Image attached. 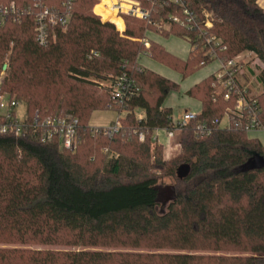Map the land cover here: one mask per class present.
Segmentation results:
<instances>
[{
	"label": "trees",
	"instance_id": "16d2710c",
	"mask_svg": "<svg viewBox=\"0 0 264 264\" xmlns=\"http://www.w3.org/2000/svg\"><path fill=\"white\" fill-rule=\"evenodd\" d=\"M163 1L150 23L126 16L125 38L94 14L99 0H76L69 29L43 47L33 19L0 27L1 93L23 105L28 120L38 113L79 121L72 151L33 135L0 136V264H264V166L250 163L264 159V145L234 123L216 124L235 100L216 95L214 73L188 91L202 111L179 132L180 152L166 160L154 134L177 130L164 101L180 85L138 64L145 53L187 79L213 62L211 37L225 48L214 49L217 60L251 53L264 65V10L258 0ZM109 3L96 13L122 30L104 8ZM147 32L188 40V59L131 40ZM255 72L261 95L238 73L236 81L257 102L264 128V69ZM124 75L135 87L120 104L111 86ZM109 110L121 114L112 138L90 126L94 112ZM204 123L209 136L198 132ZM183 166L189 173L180 179ZM164 177L175 180L166 207Z\"/></svg>",
	"mask_w": 264,
	"mask_h": 264
},
{
	"label": "built area",
	"instance_id": "2783aa9c",
	"mask_svg": "<svg viewBox=\"0 0 264 264\" xmlns=\"http://www.w3.org/2000/svg\"><path fill=\"white\" fill-rule=\"evenodd\" d=\"M109 4H105L106 10L115 12L116 18L123 22V29L120 30L118 25L110 20L105 21L102 15L96 13V8L103 4V0L94 8V14L100 18L102 23H109L116 27L120 37L125 38L126 28L124 27L126 16L139 20L151 22L152 12L160 6L163 7V0H147L150 7H144L137 0H109ZM175 4H181V0H173ZM76 0H0V27L7 24H22L25 19H33L35 21V36L40 46H46L48 41H56L57 32H66L73 18L74 5ZM186 15L190 13L185 11ZM209 17V15L207 16ZM178 22V19H174ZM207 28L211 27L208 18L205 21ZM161 29H169V25L161 24ZM132 41H141L140 44L146 48L149 47V40L145 37L140 39H131ZM208 47V55L211 61H217L220 64L219 70L215 73L216 78V95L222 96L226 102L235 100L233 109H229L225 116L229 119L227 127L233 125L240 126L248 136L254 133H263L264 128L261 127L259 120L260 109L256 106V101L249 99V91L247 86L241 87L236 81L237 73L240 74L241 58L252 55L251 53L241 54L228 62H221L216 59L214 49L224 50L222 42L215 38H206ZM134 83L125 75L118 78L111 86L114 98L121 104L129 100L133 95ZM23 106L18 101L10 98L7 94L1 93L0 80V136L13 134L16 137L33 135L42 143L57 140L66 150H75L78 142V126L79 121L72 115H63L57 117H48L40 119L37 113L32 120H28L25 110L21 112L19 108ZM196 114L185 113L182 119L174 124L176 131H165L169 139H173L176 133H179L183 126L188 122L196 119ZM224 116V117H225ZM245 120L247 122L244 124ZM221 122L216 124L220 125ZM120 128L119 119L111 126L103 128L104 135L112 138ZM212 128L207 123L198 126V132L202 136L212 134ZM140 141H144V134L139 135Z\"/></svg>",
	"mask_w": 264,
	"mask_h": 264
},
{
	"label": "crops",
	"instance_id": "0c3cea01",
	"mask_svg": "<svg viewBox=\"0 0 264 264\" xmlns=\"http://www.w3.org/2000/svg\"><path fill=\"white\" fill-rule=\"evenodd\" d=\"M258 5L260 6V8H262L264 10V0H258ZM124 27L126 28L125 23H124ZM157 35H159V34L152 33V32H147L145 38L147 40H149L148 42L152 41V42H155L158 45L162 46L167 52H169L170 54L176 56L177 58H179L181 60H187L188 59V57L190 55V52H191V49H192L190 43L187 45L184 41H181V38H178V37H175V36H170V37H167V38L165 37L166 40H167L166 41L163 38L159 39L157 37ZM137 42L140 43L141 41H137ZM214 62H216L217 64L210 65L204 71H203V69H202V71L200 70L201 72L198 71V72H200L199 75H197L198 72L195 73L196 74L195 79L194 80L192 79L190 81V83H188V85L184 88V90L182 92H187L188 93V91L192 87H194L195 85L199 84L200 82L204 81L205 79H207L208 77H210L211 75L216 73L219 70V68H220V64L217 61H214ZM214 62H212V63H214ZM138 64L140 66H142L143 68H146V69H148V70H150V71H152V72H154V73H156V74H158V75H160L162 77H165V78H167V79H169V80H171L173 82L178 83L176 78L172 75V71L173 70H171L170 68L166 67L165 65H163L161 63L156 62L148 54L142 53L139 56V58H138ZM173 72H175V71H173ZM195 74H194V76H195ZM241 75L243 76V82H245V80H248V77L245 76V74H241ZM251 75H252V73H251ZM177 92H179V91H177ZM172 93H174V92H171L167 96V98L165 99L164 107L170 108L172 110V112H173V108H172L173 104L169 103V101H168L169 98L171 97ZM187 107L189 109L188 110L189 112H186V113H193V114L198 115L202 111L201 102L196 100V99H194V98H191V101L187 102ZM99 112H102V111H99ZM99 112H94L93 115L96 114V113H99ZM118 119H119L118 116L112 117L110 119L109 124H107V126H102V127L103 128L109 127V126L113 125ZM173 123L176 124V122H173ZM90 126H91V124H90ZM91 127H93V126H91ZM93 128H100V127H93ZM179 136H180V134L176 133L173 139H169L166 136V133H165L164 130L155 131L154 138L160 145L163 146L164 158L166 160H170L171 158H173L174 156H176L180 152V145L177 144V142H176V140H178ZM262 136H264L263 133H254V134H251L249 136V138L258 139L264 145L263 141L261 140Z\"/></svg>",
	"mask_w": 264,
	"mask_h": 264
},
{
	"label": "rangeland",
	"instance_id": "374dc122",
	"mask_svg": "<svg viewBox=\"0 0 264 264\" xmlns=\"http://www.w3.org/2000/svg\"><path fill=\"white\" fill-rule=\"evenodd\" d=\"M157 37L159 39L163 38L166 40V38L161 36V35H157ZM181 41H184L187 45L189 44L188 40H185V39L182 40L181 39ZM245 54H247V53H245ZM241 61H242L240 64V67H241L240 72L241 73L239 74L238 77L240 78L241 81H243V76L241 74H245V76L248 77V80H245L244 83H246V85L248 87L252 88V90H254V92H256L257 95H261L263 93V89L258 84V82L256 81L255 76H252L250 72L252 71V68H254V70L256 71L255 75H258L259 71H262L264 69V65L261 62H259L253 54L252 55L247 54V56H244L241 58ZM212 64L214 65L217 63L214 62V63L209 64L208 66L202 68L203 71L206 70L207 67H209ZM202 69H201V71H202ZM200 72H198L197 75H199ZM172 75L176 78L178 84H180L179 92L172 93L171 97L168 100L169 103L173 104V107H172L173 108V122L177 123L182 119L183 115L186 112H189L188 111L189 109L187 107V102L191 101V98L187 95V92H182V91L188 85V83H190V81L192 79L193 80L195 79L196 74H195V76L192 75V76L188 77L187 79H183L181 74H178V73L173 72V71H172ZM19 110H21V112H23L25 109L23 106H21L19 108ZM139 114L142 115L143 112L139 111ZM115 116L120 117L121 114L119 115V113H117L116 111H112V110L99 112V113H96L92 116L90 124L93 127H100L101 128L102 126H107V124H109V122H110V119L112 117H115ZM122 117H123V114H122ZM228 124H229V119H228V117L225 116L221 120L220 127L222 129H225L228 126ZM261 140L264 143V136L261 137ZM176 142H177V144L180 145V136H179L178 140H176ZM173 185H175L174 179L164 177V178L160 179V181H159V186H160V189L162 191V203H163L164 207H166V205L171 201Z\"/></svg>",
	"mask_w": 264,
	"mask_h": 264
},
{
	"label": "water",
	"instance_id": "95a60500",
	"mask_svg": "<svg viewBox=\"0 0 264 264\" xmlns=\"http://www.w3.org/2000/svg\"><path fill=\"white\" fill-rule=\"evenodd\" d=\"M7 69L5 65L4 70ZM253 166L263 167L264 166V159L259 156H254L253 159L250 161ZM189 168L187 166H183L178 170V177L180 179H184L188 176Z\"/></svg>",
	"mask_w": 264,
	"mask_h": 264
}]
</instances>
